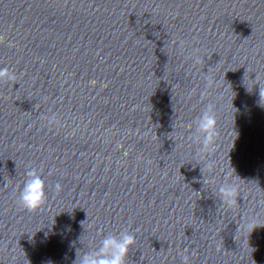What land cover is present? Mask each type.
I'll return each mask as SVG.
<instances>
[{
    "label": "water",
    "instance_id": "obj_1",
    "mask_svg": "<svg viewBox=\"0 0 264 264\" xmlns=\"http://www.w3.org/2000/svg\"><path fill=\"white\" fill-rule=\"evenodd\" d=\"M0 68V264H264V0H0Z\"/></svg>",
    "mask_w": 264,
    "mask_h": 264
},
{
    "label": "clouds",
    "instance_id": "obj_2",
    "mask_svg": "<svg viewBox=\"0 0 264 264\" xmlns=\"http://www.w3.org/2000/svg\"><path fill=\"white\" fill-rule=\"evenodd\" d=\"M13 79V73L7 68H0V81ZM55 118L54 115L50 117L52 120ZM194 124V139L199 141L202 150H206L216 132V117L211 105L206 106L194 120ZM24 175L25 179L19 189L17 202L25 211L33 212L43 206L46 201V185L42 175L36 169H29ZM56 187L59 188V185ZM236 191L235 185L224 182L216 189V195L225 205H231L236 197ZM134 243V236L127 231H121L118 234L109 233L100 240L99 247L81 251L74 264H126L129 249ZM182 264H188L187 256L182 257Z\"/></svg>",
    "mask_w": 264,
    "mask_h": 264
}]
</instances>
